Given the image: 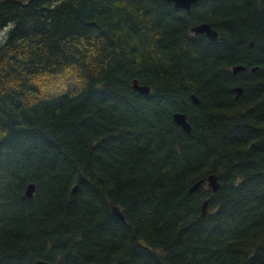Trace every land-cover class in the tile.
Segmentation results:
<instances>
[{"label":"trees","instance_id":"trees-1","mask_svg":"<svg viewBox=\"0 0 264 264\" xmlns=\"http://www.w3.org/2000/svg\"><path fill=\"white\" fill-rule=\"evenodd\" d=\"M25 1L0 4V264H264V0Z\"/></svg>","mask_w":264,"mask_h":264},{"label":"water","instance_id":"water-1","mask_svg":"<svg viewBox=\"0 0 264 264\" xmlns=\"http://www.w3.org/2000/svg\"><path fill=\"white\" fill-rule=\"evenodd\" d=\"M5 1H8V0H0V4L5 2ZM30 1H32V0H26L25 3H28ZM166 1L172 2L176 8L185 9V10H189L191 8V6L196 2V0H166ZM190 31L194 34H204L210 41H216L218 39V32L206 22L198 23V24L191 26ZM245 69H246L245 66L239 65V64L232 67L233 73H236L239 71H244ZM256 69H257V67L251 68L252 71H254ZM132 87L134 90H136L142 94H148L150 92V87L147 85H144V84H140L138 79H133ZM233 91L235 92L236 97H239L243 92V88L241 86H235V87H233ZM191 98H192L193 102H195V103L198 102V99L194 94L191 95ZM173 120L177 125H179L186 132L191 131V125L187 121L185 113L179 112V111L174 112L173 113ZM218 178H219V175H216V174H211V175L207 176V178H206V182H207L209 188L212 190V192H216L218 187H219ZM203 181L204 180H200V181L195 182L190 187L189 190L191 192L198 191L199 186L201 185V183ZM76 189H77V185H75L73 187V191ZM33 193H34V184L30 183V184H28V186L26 188V195L28 197H32ZM209 200H210V198L205 199L203 201L202 206H201V215H205L207 213V206H208ZM112 212L115 216H117L121 220H124L123 214L120 211L118 206L112 205ZM37 264H51V263H49L48 261H45V260H38Z\"/></svg>","mask_w":264,"mask_h":264},{"label":"rangeland","instance_id":"rangeland-1","mask_svg":"<svg viewBox=\"0 0 264 264\" xmlns=\"http://www.w3.org/2000/svg\"><path fill=\"white\" fill-rule=\"evenodd\" d=\"M2 34V33H1ZM3 36V35H2ZM2 36L0 37V39L2 38Z\"/></svg>","mask_w":264,"mask_h":264},{"label":"bare ground","instance_id":"bare-ground-1","mask_svg":"<svg viewBox=\"0 0 264 264\" xmlns=\"http://www.w3.org/2000/svg\"><path fill=\"white\" fill-rule=\"evenodd\" d=\"M244 66V65H243ZM38 261V260H37Z\"/></svg>","mask_w":264,"mask_h":264},{"label":"flooded vegetation","instance_id":"flooded-vegetation-1","mask_svg":"<svg viewBox=\"0 0 264 264\" xmlns=\"http://www.w3.org/2000/svg\"><path fill=\"white\" fill-rule=\"evenodd\" d=\"M246 68V67H245Z\"/></svg>","mask_w":264,"mask_h":264}]
</instances>
